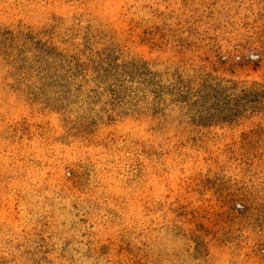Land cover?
Listing matches in <instances>:
<instances>
[{"label": "rangeland", "instance_id": "374dc122", "mask_svg": "<svg viewBox=\"0 0 264 264\" xmlns=\"http://www.w3.org/2000/svg\"><path fill=\"white\" fill-rule=\"evenodd\" d=\"M0 264H264V0H0Z\"/></svg>", "mask_w": 264, "mask_h": 264}]
</instances>
